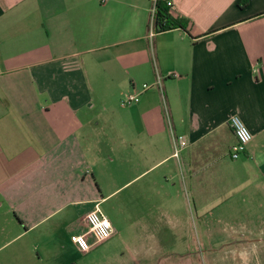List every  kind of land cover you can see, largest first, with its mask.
<instances>
[{
    "label": "crops",
    "instance_id": "0c3cea01",
    "mask_svg": "<svg viewBox=\"0 0 264 264\" xmlns=\"http://www.w3.org/2000/svg\"><path fill=\"white\" fill-rule=\"evenodd\" d=\"M163 1L185 30L150 0H0V264H74L95 206L118 264L161 263L192 211L264 232V0Z\"/></svg>",
    "mask_w": 264,
    "mask_h": 264
},
{
    "label": "rangeland",
    "instance_id": "374dc122",
    "mask_svg": "<svg viewBox=\"0 0 264 264\" xmlns=\"http://www.w3.org/2000/svg\"><path fill=\"white\" fill-rule=\"evenodd\" d=\"M193 205L189 204L190 209ZM229 221L221 217L197 219L192 211L183 220L184 234L170 233L167 244L162 243L158 251H149L147 259H161L159 264H264V232L249 222L246 229L228 233L224 227ZM236 221V226L247 225L246 220ZM61 242L74 264H118L123 255V251H110L103 243L85 255L66 247L68 240Z\"/></svg>",
    "mask_w": 264,
    "mask_h": 264
},
{
    "label": "built area",
    "instance_id": "2783aa9c",
    "mask_svg": "<svg viewBox=\"0 0 264 264\" xmlns=\"http://www.w3.org/2000/svg\"><path fill=\"white\" fill-rule=\"evenodd\" d=\"M150 1L152 2V27L154 28L153 17L158 0ZM166 4L169 8L172 7V2L167 1ZM154 85H161L160 78L157 79V82ZM149 88L150 86L147 84L142 86L143 91L148 90ZM138 102L139 96L134 93L125 95L121 100V104L124 106H130ZM228 125L236 139V142L230 147L229 151L230 159L235 161L245 154L247 146L253 139V135L238 115L231 116ZM175 142L179 147H184L185 145V140L182 137H176ZM85 221L87 224V232L85 234H73L71 236L72 243L82 253H86L96 244L108 240L114 233L110 220L101 212L98 206H95L86 214Z\"/></svg>",
    "mask_w": 264,
    "mask_h": 264
},
{
    "label": "trees",
    "instance_id": "16d2710c",
    "mask_svg": "<svg viewBox=\"0 0 264 264\" xmlns=\"http://www.w3.org/2000/svg\"><path fill=\"white\" fill-rule=\"evenodd\" d=\"M153 24L154 30L157 33L166 32L175 28H180L183 30L187 28V24L185 21L174 18L171 15L170 8L163 0H158L156 4V11L153 17Z\"/></svg>",
    "mask_w": 264,
    "mask_h": 264
}]
</instances>
